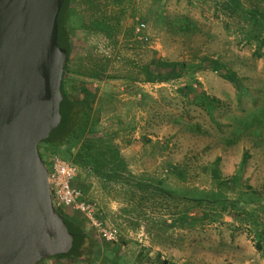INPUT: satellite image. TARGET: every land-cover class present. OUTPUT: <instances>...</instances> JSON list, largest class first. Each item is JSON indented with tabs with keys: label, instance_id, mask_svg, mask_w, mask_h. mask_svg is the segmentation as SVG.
Segmentation results:
<instances>
[{
	"label": "rangeland",
	"instance_id": "1",
	"mask_svg": "<svg viewBox=\"0 0 264 264\" xmlns=\"http://www.w3.org/2000/svg\"><path fill=\"white\" fill-rule=\"evenodd\" d=\"M64 13L77 112L38 151L76 167L73 186L120 235L58 208L84 236L66 261L264 264V0H69Z\"/></svg>",
	"mask_w": 264,
	"mask_h": 264
},
{
	"label": "water",
	"instance_id": "2",
	"mask_svg": "<svg viewBox=\"0 0 264 264\" xmlns=\"http://www.w3.org/2000/svg\"><path fill=\"white\" fill-rule=\"evenodd\" d=\"M64 1L0 0V264H38L73 247L38 151L61 122Z\"/></svg>",
	"mask_w": 264,
	"mask_h": 264
},
{
	"label": "built area",
	"instance_id": "3",
	"mask_svg": "<svg viewBox=\"0 0 264 264\" xmlns=\"http://www.w3.org/2000/svg\"><path fill=\"white\" fill-rule=\"evenodd\" d=\"M144 24L137 26L139 32ZM48 171V185L55 209L68 208L83 215L93 231L108 243H117L119 233L115 227L108 226L96 204L88 200L84 193L73 186L76 167L58 155L43 160Z\"/></svg>",
	"mask_w": 264,
	"mask_h": 264
},
{
	"label": "trees",
	"instance_id": "4",
	"mask_svg": "<svg viewBox=\"0 0 264 264\" xmlns=\"http://www.w3.org/2000/svg\"><path fill=\"white\" fill-rule=\"evenodd\" d=\"M68 5H69V0H65L63 3V6L59 12V15H58V38H57V42H58V45L61 48L65 49L67 52L66 63L64 65V71L66 68V64L68 62V54H69V50H70V39H69L67 34L62 33L61 25H62V20L64 17L63 13L65 12V10H67ZM63 74H64V72H63ZM61 92L63 95V100L61 101V104H60L61 122L59 123V125L54 130H52L49 137L42 142L54 143V142H56L55 140H58V139L61 140L64 137H67L68 134L70 133V130H71L70 124L72 122V117L77 112V111L75 112L76 104L74 102H72L67 97V95L65 94V92L63 90V81L61 82ZM42 159L45 160L44 158H42ZM62 217H63L64 221L66 222L69 231L73 234V247L67 255H58L55 257L77 259L78 256H76L74 254H76V252L79 251V249L84 244L83 233H82V231H81V229L77 223L69 221L64 216H62Z\"/></svg>",
	"mask_w": 264,
	"mask_h": 264
},
{
	"label": "crops",
	"instance_id": "5",
	"mask_svg": "<svg viewBox=\"0 0 264 264\" xmlns=\"http://www.w3.org/2000/svg\"><path fill=\"white\" fill-rule=\"evenodd\" d=\"M77 14L75 13L74 14V17L76 16ZM70 16H72V14L70 15H66V18H69V25L71 26V27H73L74 25L72 24V20H70ZM78 16V15H77ZM79 18H80V16H79ZM76 26V25H75ZM74 26V27H75ZM73 27V28H74ZM72 40V39H71ZM67 65V64H66ZM66 74V73H65ZM64 74V76H63V79H62V81H63V83H65L66 82V75ZM45 261H41V262H39L38 264H69L68 263V261H66V260H68V258H57V257H51V258H48V259H44Z\"/></svg>",
	"mask_w": 264,
	"mask_h": 264
}]
</instances>
